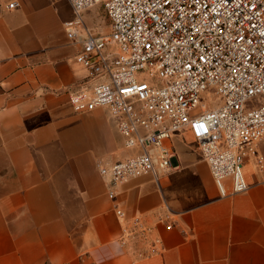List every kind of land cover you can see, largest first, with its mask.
<instances>
[{"label": "crops", "instance_id": "1", "mask_svg": "<svg viewBox=\"0 0 264 264\" xmlns=\"http://www.w3.org/2000/svg\"><path fill=\"white\" fill-rule=\"evenodd\" d=\"M11 1L0 0V264H264V170L253 161L249 189L223 198L179 136L168 174L133 178L109 199L97 162L122 156L123 141L107 111L70 103L85 76L64 27L71 3ZM136 219L140 237L121 245Z\"/></svg>", "mask_w": 264, "mask_h": 264}, {"label": "built area", "instance_id": "2", "mask_svg": "<svg viewBox=\"0 0 264 264\" xmlns=\"http://www.w3.org/2000/svg\"><path fill=\"white\" fill-rule=\"evenodd\" d=\"M68 1L64 27L85 71L70 103L110 113L123 141L122 156L97 162L109 199L133 178L168 174L179 136L197 144L221 197L246 192L245 165L264 170V0ZM98 6L108 33L84 18ZM138 227H123L121 245L137 241Z\"/></svg>", "mask_w": 264, "mask_h": 264}, {"label": "rangeland", "instance_id": "3", "mask_svg": "<svg viewBox=\"0 0 264 264\" xmlns=\"http://www.w3.org/2000/svg\"><path fill=\"white\" fill-rule=\"evenodd\" d=\"M84 18L86 20V23L91 26L92 28H94L95 30L99 31V32H102V33H108L109 32V21H108V18L106 16V13H105V10L103 7H95L94 9L86 12L84 14ZM256 103H258L259 105L262 104L263 102V99H256L255 100ZM110 115V119L112 120V116L110 113H108ZM114 135L116 140L121 143V136L118 132V134H116V132H114ZM188 141L190 143H192L193 145H196L197 144L192 140V139H188Z\"/></svg>", "mask_w": 264, "mask_h": 264}]
</instances>
